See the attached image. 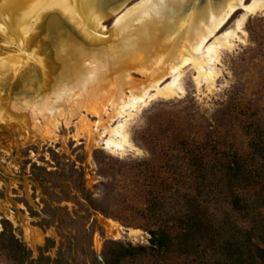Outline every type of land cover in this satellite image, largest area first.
I'll return each mask as SVG.
<instances>
[{"label":"rangeland","instance_id":"374dc122","mask_svg":"<svg viewBox=\"0 0 264 264\" xmlns=\"http://www.w3.org/2000/svg\"><path fill=\"white\" fill-rule=\"evenodd\" d=\"M136 1L129 0L124 9ZM198 5L201 4L190 2L182 9L186 14ZM243 14V9H237L219 33L233 29ZM114 19L110 16L103 20L107 30ZM238 30L232 45L220 48L212 61L216 72L213 83L204 79L197 82L195 68L189 62L179 76L182 92L171 98L153 97L131 110L129 116L114 117L111 99L115 92L110 90L83 104L70 107L65 103L63 117L54 112L47 121H40L31 139L13 124L0 121V219H9L20 230L33 256L46 236L59 239L53 226L43 230L36 225L39 217L30 216L24 204L26 201L41 211L43 200L48 199L39 182L32 179L33 164L50 170L56 168V161L74 162L81 169L84 185L99 208L92 210L91 216L96 222L93 248L99 254L106 239L148 244V230L156 228L157 223L147 215V195L164 188L165 182L172 183L164 167L173 148L187 143L205 145L210 150H247L243 120L255 108L264 106V11L245 14ZM10 48L0 39V55ZM131 67L130 84L147 80L146 72L141 70L143 65ZM170 80L165 78L162 85ZM52 118L55 122H50ZM125 119L134 150L111 153L102 144L106 127ZM61 205L70 211L78 207L73 201H63ZM2 206L20 209L21 223L18 225L16 215ZM54 251L55 248L51 254ZM140 261L145 263L147 259ZM0 264H10L1 252Z\"/></svg>","mask_w":264,"mask_h":264},{"label":"bare ground","instance_id":"6f19581e","mask_svg":"<svg viewBox=\"0 0 264 264\" xmlns=\"http://www.w3.org/2000/svg\"><path fill=\"white\" fill-rule=\"evenodd\" d=\"M128 1L0 0V39L12 47L0 55V121L31 139L40 121L54 112L63 117L65 103L83 104L110 90L114 117L129 116L153 97L182 92L179 76L189 62L197 82L213 83L219 49L238 37L245 14L264 11V0H209L186 14L184 0H141L124 9ZM239 8L244 14L234 28L219 33ZM110 16L115 21L107 30L103 20ZM135 64L147 75L138 85L129 80ZM125 124L106 127L102 144L111 153L134 150Z\"/></svg>","mask_w":264,"mask_h":264},{"label":"trees","instance_id":"16d2710c","mask_svg":"<svg viewBox=\"0 0 264 264\" xmlns=\"http://www.w3.org/2000/svg\"><path fill=\"white\" fill-rule=\"evenodd\" d=\"M242 127L245 152L173 148L164 167L172 183L147 195V215L157 223L148 244L106 239L99 254L91 220L99 208L81 169L74 162L56 161L50 170L33 164L32 179L48 199L41 211L24 204L39 217L36 225L53 226L59 239L46 236L33 256L20 230L2 217L0 252L10 264H264V106L246 115ZM63 201L78 207L70 211Z\"/></svg>","mask_w":264,"mask_h":264},{"label":"water","instance_id":"95a60500","mask_svg":"<svg viewBox=\"0 0 264 264\" xmlns=\"http://www.w3.org/2000/svg\"><path fill=\"white\" fill-rule=\"evenodd\" d=\"M207 1H209V0H184V5L183 6H185V4H187V3H192V2H195V3H199V4H204L205 2H207ZM213 1H218V2H220V1H222V0H213ZM225 1H227V0H225ZM135 3H137L136 5L137 6H139V5H141L142 4V1L141 0H138V1H136ZM134 3V4H135ZM133 5V4H132ZM114 21H115V19H114ZM114 23V22H113ZM113 25V24H112ZM2 208L6 211V212H8V213H14L15 215H16V217L18 218V225L21 223L20 222V219L22 218V216H23V213L20 211V209H18L17 207H13V208H10V207H6V206H2ZM98 259H102L101 258V256L100 255H98Z\"/></svg>","mask_w":264,"mask_h":264}]
</instances>
